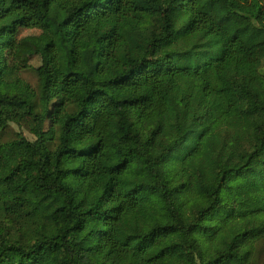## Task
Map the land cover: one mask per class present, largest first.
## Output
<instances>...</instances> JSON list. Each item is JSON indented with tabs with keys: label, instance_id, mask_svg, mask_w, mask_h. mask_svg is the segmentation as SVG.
Returning <instances> with one entry per match:
<instances>
[{
	"label": "trees",
	"instance_id": "16d2710c",
	"mask_svg": "<svg viewBox=\"0 0 264 264\" xmlns=\"http://www.w3.org/2000/svg\"><path fill=\"white\" fill-rule=\"evenodd\" d=\"M35 24L53 73L5 62ZM263 69L264 0H0V264H264Z\"/></svg>",
	"mask_w": 264,
	"mask_h": 264
},
{
	"label": "rangeland",
	"instance_id": "374dc122",
	"mask_svg": "<svg viewBox=\"0 0 264 264\" xmlns=\"http://www.w3.org/2000/svg\"><path fill=\"white\" fill-rule=\"evenodd\" d=\"M49 42V34L39 25H32L25 29L15 45L7 49L4 53L5 62L9 66L23 67L31 66L35 69L45 68L49 73H53V64L50 57L45 53V47ZM87 69L78 77L76 86L71 91L72 97H79L83 93L88 77L96 68L105 67L107 58L99 46H95L85 54ZM264 73V69L262 70ZM37 77V72H34ZM117 74V70L110 73L109 77ZM25 78L30 81L35 79L24 73ZM221 78L229 85L230 88L235 86L232 93L236 107L245 106V99L242 90L253 91L260 87L257 76L251 71L250 67L236 61L227 70L221 73ZM38 81V78H37ZM16 128V127H15ZM17 129V128H16ZM27 138L34 140V137L25 131ZM139 221V233L144 235L154 223L165 224L170 221L166 212L157 208L154 204H147L137 211Z\"/></svg>",
	"mask_w": 264,
	"mask_h": 264
},
{
	"label": "crops",
	"instance_id": "0c3cea01",
	"mask_svg": "<svg viewBox=\"0 0 264 264\" xmlns=\"http://www.w3.org/2000/svg\"><path fill=\"white\" fill-rule=\"evenodd\" d=\"M229 87H230V85H229ZM257 89H259V87H258ZM257 89H255V90H257ZM231 90H233V91H232V93H233V92L236 90V89H235V86H233V87L231 88ZM242 108H244V106H242ZM242 108H240V109H242Z\"/></svg>",
	"mask_w": 264,
	"mask_h": 264
}]
</instances>
